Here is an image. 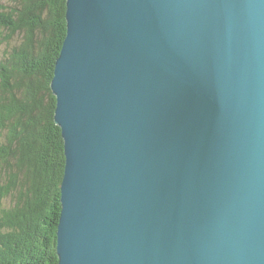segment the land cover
<instances>
[{
	"label": "water",
	"instance_id": "95a60500",
	"mask_svg": "<svg viewBox=\"0 0 264 264\" xmlns=\"http://www.w3.org/2000/svg\"><path fill=\"white\" fill-rule=\"evenodd\" d=\"M65 20L58 264H264V0H66Z\"/></svg>",
	"mask_w": 264,
	"mask_h": 264
},
{
	"label": "trees",
	"instance_id": "16d2710c",
	"mask_svg": "<svg viewBox=\"0 0 264 264\" xmlns=\"http://www.w3.org/2000/svg\"><path fill=\"white\" fill-rule=\"evenodd\" d=\"M65 13L66 0H0V46L17 39L0 59V264H58L65 158L50 83Z\"/></svg>",
	"mask_w": 264,
	"mask_h": 264
},
{
	"label": "rangeland",
	"instance_id": "374dc122",
	"mask_svg": "<svg viewBox=\"0 0 264 264\" xmlns=\"http://www.w3.org/2000/svg\"><path fill=\"white\" fill-rule=\"evenodd\" d=\"M17 40V39H16ZM16 40L13 41V43H11L10 45L8 46H5V45H1L0 46V59L3 58L4 56L8 55L10 53V49L11 47L14 45L17 44ZM8 51V52H7ZM7 52V53H6ZM6 53V54H5ZM56 107V106H55ZM55 112V111H54ZM53 121H54V115H53ZM54 124L56 125L55 121H54ZM57 126V125H56ZM59 128V126H57ZM60 129V128H59ZM61 132V130H60ZM63 140V139H62ZM64 150V149H63ZM61 183V181H60ZM59 193H60V184H59ZM5 201L1 202V203H4ZM60 204H61V199H60ZM60 215H61V210H60ZM60 219V217H59ZM59 224V222H58ZM56 239H57V235H56ZM58 258V257H57Z\"/></svg>",
	"mask_w": 264,
	"mask_h": 264
},
{
	"label": "bare ground",
	"instance_id": "6f19581e",
	"mask_svg": "<svg viewBox=\"0 0 264 264\" xmlns=\"http://www.w3.org/2000/svg\"><path fill=\"white\" fill-rule=\"evenodd\" d=\"M54 97H55V95H53ZM55 99H56V97H55ZM63 147H64V145H63Z\"/></svg>",
	"mask_w": 264,
	"mask_h": 264
}]
</instances>
